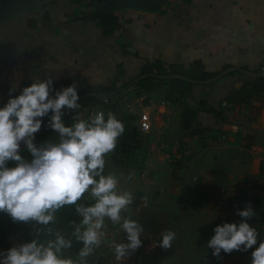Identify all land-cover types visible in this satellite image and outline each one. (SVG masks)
Listing matches in <instances>:
<instances>
[{
    "label": "crops",
    "instance_id": "obj_1",
    "mask_svg": "<svg viewBox=\"0 0 264 264\" xmlns=\"http://www.w3.org/2000/svg\"><path fill=\"white\" fill-rule=\"evenodd\" d=\"M27 1L0 0V19ZM34 1L38 8L0 24V104L13 83L18 93L49 75L55 90L74 83L82 96L96 93L105 106L145 99L153 136L164 145L149 183L120 190L152 198L153 219L163 225L156 239L162 229L178 238L167 263L149 264H250L251 249L217 258L207 241L217 224L239 222L238 210L248 204L256 212L250 223L264 239V0ZM148 66L166 80H142ZM231 68L211 83L179 79L189 83L183 93L171 86L178 78L166 77L205 82ZM138 131L143 134L137 124ZM48 139L59 136L51 131L36 142ZM64 208L53 227L69 232L70 221L80 217L74 205ZM37 227L0 212V251L30 241ZM155 244L147 246L150 254L163 256ZM103 256L107 264L128 261Z\"/></svg>",
    "mask_w": 264,
    "mask_h": 264
},
{
    "label": "clouds",
    "instance_id": "obj_2",
    "mask_svg": "<svg viewBox=\"0 0 264 264\" xmlns=\"http://www.w3.org/2000/svg\"><path fill=\"white\" fill-rule=\"evenodd\" d=\"M44 77L33 78L18 93L13 83L0 104V212L13 222L39 226L30 241L0 251V264H88L105 240L106 218L125 234L126 242L112 241L116 259L125 258L142 245L144 229L121 215L133 203V194L118 188L115 174L104 173L105 154L115 149L124 124L112 113L105 119L103 111L66 124V111L81 107L77 87L73 83L55 90L53 77ZM45 117L58 141L36 142ZM66 205H74L80 217L70 221V232L53 227L57 211ZM238 215L239 222L214 227L208 249L217 258L222 252L251 249L250 264H264V239L250 223L255 210L248 204ZM175 237L167 230L158 244L170 248ZM74 241L81 244L75 256L68 254Z\"/></svg>",
    "mask_w": 264,
    "mask_h": 264
},
{
    "label": "rangeland",
    "instance_id": "obj_3",
    "mask_svg": "<svg viewBox=\"0 0 264 264\" xmlns=\"http://www.w3.org/2000/svg\"><path fill=\"white\" fill-rule=\"evenodd\" d=\"M144 100L137 101V98L134 97L131 100L128 99L127 104L120 105L117 103L116 105L113 104L111 106H105L95 100H89L88 104L90 105V107H88V109L84 111L85 113H83V116L76 115V117L74 118V120H77V118L87 120L95 115L96 112L103 111L105 114V119H107V115L109 113H112L123 122L125 128L124 133L118 138L115 149L105 154L104 167L105 174L113 173L117 176L119 181V189H123L124 186L126 188H135L134 185L138 183L140 184L141 188L145 187V185L149 183L148 181L152 179L154 167L157 166V157L155 153L158 151L159 147H163L164 145V143H162V141H160L158 137L153 136L154 133L151 130L145 134H141L139 131L137 132L138 114L142 111L148 112ZM81 112L82 111H80L78 115H80ZM150 121L152 125V117L150 118ZM135 133H137L138 138L135 141H132L131 145L127 148L128 150H126L127 153H123L121 151L122 147L119 143V140L121 139V137L126 136L127 134L135 135ZM141 188H139L138 190H140ZM138 190L136 192H138ZM133 192L135 193V191ZM84 195L89 196V193L86 192ZM137 197L138 194L133 195V203L126 209L125 216L137 220L143 226L144 231L141 234L142 245L140 246V248L143 250L140 249L139 251H137L136 249L135 251L131 252V254L127 256L128 261L126 264H149V262L151 263L152 260L156 261L157 259H160L161 262L163 261L164 263H167L169 257L167 256L166 252L169 250V248H161L158 242L162 238L156 239V236H159V231H161V227L163 225L155 223V220L153 219L155 213L151 209V204H149L147 207H140V205H138L136 202ZM145 197L149 198V200L152 199L149 196ZM86 202L90 203L92 201L91 199H89ZM60 210L66 212V209L64 207ZM105 224L106 227L104 229V242L95 250L92 256L88 257L93 262L95 256L97 257V255L100 254L107 255L108 257L110 255L113 259H116L113 251L114 245L112 241L120 243L124 242L126 239L123 230L118 224H113L107 218L105 220ZM157 225L159 229H155ZM162 232L164 233L165 230L162 229ZM154 242L156 243L155 247L158 248L161 253H163V256H161V254L160 256L154 257L150 254V249H148L147 246H150ZM177 243L178 238L176 237L172 241L171 247L176 246ZM92 261L89 262L92 264Z\"/></svg>",
    "mask_w": 264,
    "mask_h": 264
},
{
    "label": "trees",
    "instance_id": "obj_4",
    "mask_svg": "<svg viewBox=\"0 0 264 264\" xmlns=\"http://www.w3.org/2000/svg\"><path fill=\"white\" fill-rule=\"evenodd\" d=\"M111 18H112L111 16L110 17H105L106 22L113 21V19H111ZM156 69H158V67L148 66L144 70V73L146 75H145V77L142 80L154 79V80L158 81L160 84L163 83L166 80V79H164L165 75L162 74L160 69H158L159 73H156L157 72V71H155ZM134 81L135 80L128 82L123 87V89L128 87L129 85H131ZM172 81H173V83L171 84L172 88L178 90L181 93L185 92L184 86L189 84V83H187L185 81H182V80H179V79H172ZM78 94H79V103L81 104V107L79 109H77V110H71V112L66 113V114H68V116H66V118H68L69 120H73L76 117L77 113L80 111V109L83 108L84 105L89 100L99 101V99H97V98H95L93 96L92 97H85V96H82L81 93H78ZM177 94H179V93H177ZM177 94H176V96H177ZM106 97H108V96H106ZM106 104L110 105L108 100H107ZM45 119H47V117H45L44 120ZM125 119H127V118H125ZM119 141H120L119 143H120V145L122 147L121 151L123 153H125V152L127 153V151H126V150H128L127 148L131 145L132 141H135V138H134L133 134H132V136L130 134H127L126 136L121 137V139ZM61 230H64V229H61ZM70 231H71V229H70ZM80 247H81V244L79 242L74 241L73 242V247L70 250L78 251V249ZM94 260H95L96 264H107V257L103 256V255H100L98 257L95 256Z\"/></svg>",
    "mask_w": 264,
    "mask_h": 264
},
{
    "label": "water",
    "instance_id": "obj_5",
    "mask_svg": "<svg viewBox=\"0 0 264 264\" xmlns=\"http://www.w3.org/2000/svg\"><path fill=\"white\" fill-rule=\"evenodd\" d=\"M38 6H39V3L37 1H34V0H30V1H27V2H21L13 9V11L10 14H8V15H6V16H4V17H2L0 19V24H2L4 21L8 20L9 18H13V17H16L18 15L24 14V13L30 11V10L36 9V8H38ZM233 70H235V68L227 69V70L223 71L222 73H220L218 76H216L214 78H211V79H209V80H207L205 82H203V81L202 82H198V81H195V80H192V79H189V78H185L184 76H181V75H168L166 77H168V78H178V79H182V80H185V81H188V82H191V83H200V84L201 83H211V82L216 81L223 74L228 73V72L233 71ZM240 71H242V70H240ZM242 72L247 74V75H250V76L260 75V73L256 74V73L245 72V71H242ZM142 77H144V76H142ZM86 95L87 96H93L95 98H99V95L96 94V93H87V94H85V96Z\"/></svg>",
    "mask_w": 264,
    "mask_h": 264
},
{
    "label": "built area",
    "instance_id": "obj_6",
    "mask_svg": "<svg viewBox=\"0 0 264 264\" xmlns=\"http://www.w3.org/2000/svg\"><path fill=\"white\" fill-rule=\"evenodd\" d=\"M64 118L66 120V124H71L75 121L74 119L69 120L66 117H64ZM47 119H45V124L42 126L40 131L35 134L36 138L43 135V134H46V133L53 131L50 127L47 126ZM77 119H80V118H77ZM138 128L143 133H147L151 130L150 116H149L148 112L142 111L138 114ZM26 154H27V152L25 150L24 155H26ZM136 202L138 205H140V207H147L151 201L149 200V198H147L145 196H138ZM19 244H21V243H14L13 245H11V247L15 246V245H19Z\"/></svg>",
    "mask_w": 264,
    "mask_h": 264
}]
</instances>
